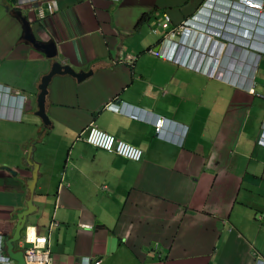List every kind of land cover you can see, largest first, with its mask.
<instances>
[{
	"label": "crops",
	"instance_id": "obj_1",
	"mask_svg": "<svg viewBox=\"0 0 264 264\" xmlns=\"http://www.w3.org/2000/svg\"><path fill=\"white\" fill-rule=\"evenodd\" d=\"M18 3L0 0L1 253L36 167V210L25 225L47 237L52 264H264V63L254 83L255 67L249 78L223 68L218 78L151 54L163 32L154 23L165 12L178 23L194 0H59L41 20L35 5ZM19 9L37 40L55 42L54 57L22 39ZM55 60L87 75L51 78L48 123L37 95ZM3 86L26 99L18 105ZM113 100L166 117V136L185 131L181 145L105 109ZM90 121L141 147L142 158L77 139Z\"/></svg>",
	"mask_w": 264,
	"mask_h": 264
},
{
	"label": "clouds",
	"instance_id": "obj_2",
	"mask_svg": "<svg viewBox=\"0 0 264 264\" xmlns=\"http://www.w3.org/2000/svg\"><path fill=\"white\" fill-rule=\"evenodd\" d=\"M51 1H55L57 5V10L53 12V14H55L59 10V0H19L18 4L19 5L27 4L28 8H31L32 6L35 5L36 6L35 8L36 16H37V11L39 8L47 12L46 10L47 2H51ZM112 1H118V0H112ZM225 1L230 2V3L226 4ZM245 1H252L256 3L257 5H259V7L248 6L247 4H245ZM15 4H17V0H15ZM193 4H195V11L183 17L176 24H172L171 17L166 12L164 13L163 19L157 20L154 23L155 25H157V28H161L163 32L159 40L157 41V44H155L156 48L151 46L148 49V51L154 56L164 57L166 60L173 61L175 63H178L181 66L196 70L206 75L217 76L216 67H218V68H223V70H228L230 78H233L232 76L233 75L235 76V74L237 73L238 75L244 76L242 73H243V70H246V69L241 68L239 71H237L238 70L237 66L225 67L219 64H217V66L216 65L212 66L210 63V60H212L211 55L215 53L217 50H218V53L224 52L227 48V45H229V48L231 50L234 48H238V49L240 48L241 50L242 49L246 50V46L243 45V43L247 44L250 41V43L258 44L257 51H252V53L258 55L257 60L258 58H261L259 54L264 53V51L262 52L259 51L260 46L262 45V42H256L254 41V39L264 38V0H219L215 2H212V0H194ZM21 13L23 16H25L23 12ZM244 14L247 16H250L249 22H243L240 24V21H238V26L234 27L233 25H235V21L237 22V18ZM51 15L48 14V16H51ZM37 19L40 20L38 16H37ZM163 23H166V26H164ZM215 25H218V27H215ZM257 26L261 29V31L259 32L255 31V27ZM213 29H218L222 33L211 31ZM152 30L155 33L157 32L156 28ZM225 34L234 36L233 41L226 42L227 40L225 38ZM214 42L223 43V46L221 47V49H217V46L216 44H214ZM225 43L227 44L225 45ZM233 44H235V46ZM203 48H208V51L206 52ZM32 49L35 50L33 47ZM171 50H172V53L170 54ZM247 54L248 53H246L245 56ZM249 57H250V54H248V56H246L245 59H243L242 61H245L246 58H249ZM229 59L232 60L230 56H229ZM128 60H132V57L129 56ZM238 62H240V60H238ZM59 63L63 64L62 62H59ZM63 65H67V64H63ZM3 88L7 89V91L10 93V96L16 100V103L18 105H21L22 99L23 100L26 99L25 95L20 90H12L6 86H3ZM259 95L264 97L263 94H259ZM119 102H116L115 100H113L105 104L104 108L108 110H112L114 112H118V111L125 112L126 114H128L129 116H131L132 118L136 119L139 122H143L146 124L149 123L151 124L154 130V134L157 137L164 139L166 141L172 142L175 145L176 144L181 145L182 136H184L185 131L181 134V138L179 139L166 136L164 133L165 127L168 124H173V122L169 121L166 117L161 116V115H156V114L154 115L153 113L145 111L144 109H140V108H138V110L134 108L132 109L131 107L126 106V104L119 103ZM92 127L95 129L101 130L104 133L111 135L113 137V145L111 147L112 148L111 150L104 149L96 145L93 141H91L90 131ZM77 139H82L84 142L91 145L92 147H95L96 149L114 153L115 155L119 157H122L127 160H131V161L137 162L142 158V155H143V150L141 147L134 145L130 142H127L126 140L119 138L115 136L114 134L100 128L93 121H90L88 125L77 134ZM258 143L264 146V127L262 128V132L260 133ZM122 144H126L130 148L134 150H138L140 152V156L138 157V159H131L123 155L122 150H121ZM259 218H261V216ZM84 225H87V224H84ZM23 232H24V235L22 236L21 239L23 243L22 247L24 249V264H25L26 262L25 249L28 248L29 246L23 240L25 234L27 232H34L38 236H44L46 238V246H47V237L37 232L35 226H32V227L25 226ZM155 246H160V245H158L157 243L153 246V251L158 252L159 249H157ZM1 247H2V241L0 238V264H11L10 261L12 260H10L9 257L1 253ZM51 257H52V262H53L52 254H51Z\"/></svg>",
	"mask_w": 264,
	"mask_h": 264
},
{
	"label": "water",
	"instance_id": "obj_3",
	"mask_svg": "<svg viewBox=\"0 0 264 264\" xmlns=\"http://www.w3.org/2000/svg\"><path fill=\"white\" fill-rule=\"evenodd\" d=\"M16 14L23 24L22 25L23 39L26 42L30 43L35 50L41 52L47 58L54 57L57 51L55 42L53 40H48L44 42L37 40V38L34 36L31 30L30 24L26 19V17L22 15L20 10H17ZM66 73L75 77L77 81L83 80L87 75V73L84 70L76 71L73 68H71L69 65H63L59 63V61L57 60L52 62L50 71L47 74H45L41 79V82L38 86L39 93L37 95V104H38L37 113L40 116H42L46 120V122H48V118L45 115V94L47 93V85L54 75L66 74ZM28 162H30V155L28 158ZM9 171L14 173L13 170L11 169ZM36 180H37V169L36 167H34L31 176L27 179V189L29 191V197L28 200L26 201L27 208L17 213V220H16L14 232L9 238H6L3 242V245L6 247L5 255L9 257L10 260L14 261V263L12 264H24V249L23 247L19 249H15V244L18 240H20L21 234L24 231V228L26 226L25 223H26L27 215H29L31 212L36 210V206H34L33 204V196L35 194Z\"/></svg>",
	"mask_w": 264,
	"mask_h": 264
},
{
	"label": "built area",
	"instance_id": "obj_4",
	"mask_svg": "<svg viewBox=\"0 0 264 264\" xmlns=\"http://www.w3.org/2000/svg\"><path fill=\"white\" fill-rule=\"evenodd\" d=\"M245 4L251 7H259V5L252 1H245ZM46 10L48 14H53V12L57 10L55 1L47 2ZM37 16L41 20L44 19L47 15L45 14V11L43 9L39 8L37 11ZM163 25L166 26V23H163ZM90 134L91 141H93L96 145L107 150L112 149L111 147L113 145V137L111 135H108L103 131L95 129L93 127L91 128ZM121 150L123 155L131 159H138V157L140 156V152L138 150H134L126 144H122ZM23 240L26 244L29 245L28 248L25 249V264L52 263V257L49 249L46 246V238L44 236H38L34 232H27ZM84 260L86 262L84 264L90 263V259L86 258ZM94 263H97V261H95Z\"/></svg>",
	"mask_w": 264,
	"mask_h": 264
},
{
	"label": "rangeland",
	"instance_id": "obj_5",
	"mask_svg": "<svg viewBox=\"0 0 264 264\" xmlns=\"http://www.w3.org/2000/svg\"><path fill=\"white\" fill-rule=\"evenodd\" d=\"M215 1H219V0H212V2H215ZM225 3L229 4L230 2H226L225 1ZM22 25L23 24H21V27H22ZM215 27H218V25H215ZM22 31H23V29H22ZM211 31H215L217 33H219V32L222 33L218 29H213ZM255 31L259 32V31H261V29L257 26V27H255ZM233 37L234 36H232V35H229V34L226 35L225 34V38L227 40L226 42H232L233 41ZM248 39H249V37H248ZM254 41L262 42V45L260 46V50L259 51H261V52L264 51V38L263 39H254ZM222 44L223 43H219L217 45L219 47ZM226 44L227 43H225V45ZM233 45L235 46V44H233ZM243 45L246 46V50L245 49L241 50L240 48L239 49L238 48H234V49L231 50L229 48V45H227V48H226V50L224 52L218 53V50H217L215 53H213L211 55V58L218 60L219 61L218 64L219 65H223L225 67L237 66V68H238L237 71H239L241 68L249 70L250 73L248 75H245L247 78L252 76V72H253L254 67H255V71H254L252 77L254 79V83H258L257 79H255V78L261 76L263 67L260 66V63L261 62L264 63V53L259 54L261 56V58H258V60H257V56L258 55L257 54H253L252 51H257L258 44L250 43V41H249L247 44L243 43ZM203 49L206 52L208 51V48H203ZM209 53H210V51H209ZM246 53L250 54V57L246 58L245 61H242L243 59H245L246 56H248V54L245 56ZM229 56L232 58V60L229 59ZM238 60H240V62H238ZM218 69L220 70L221 68H218ZM60 141H62V140H60Z\"/></svg>",
	"mask_w": 264,
	"mask_h": 264
},
{
	"label": "bare ground",
	"instance_id": "obj_6",
	"mask_svg": "<svg viewBox=\"0 0 264 264\" xmlns=\"http://www.w3.org/2000/svg\"><path fill=\"white\" fill-rule=\"evenodd\" d=\"M216 45L217 44H219V42H214ZM205 44V43H204ZM223 46V44L221 45V46H219L218 47V45H217V49H221V47ZM218 54V53H217ZM210 63H211V65L213 66V65H216L217 66V64H218V61L216 60V59H212V60H210ZM216 70H217V72H218V67H216Z\"/></svg>",
	"mask_w": 264,
	"mask_h": 264
}]
</instances>
